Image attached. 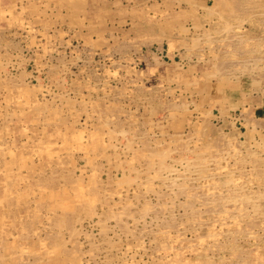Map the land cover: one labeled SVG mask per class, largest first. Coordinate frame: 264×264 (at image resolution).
I'll use <instances>...</instances> for the list:
<instances>
[{"label": "rangeland", "instance_id": "374dc122", "mask_svg": "<svg viewBox=\"0 0 264 264\" xmlns=\"http://www.w3.org/2000/svg\"><path fill=\"white\" fill-rule=\"evenodd\" d=\"M247 80L264 0H0V264H264Z\"/></svg>", "mask_w": 264, "mask_h": 264}, {"label": "crops", "instance_id": "0c3cea01", "mask_svg": "<svg viewBox=\"0 0 264 264\" xmlns=\"http://www.w3.org/2000/svg\"><path fill=\"white\" fill-rule=\"evenodd\" d=\"M257 92L250 95V92ZM226 107H231V111L239 110L241 122L251 129L252 121L257 124L259 135L264 136V81L261 85L254 86L250 81L241 82L236 85L234 82L227 88Z\"/></svg>", "mask_w": 264, "mask_h": 264}, {"label": "bare ground", "instance_id": "6f19581e", "mask_svg": "<svg viewBox=\"0 0 264 264\" xmlns=\"http://www.w3.org/2000/svg\"><path fill=\"white\" fill-rule=\"evenodd\" d=\"M216 73V72H215Z\"/></svg>", "mask_w": 264, "mask_h": 264}]
</instances>
